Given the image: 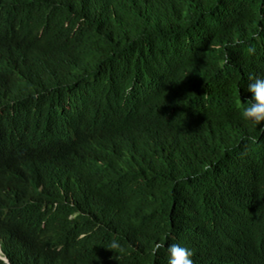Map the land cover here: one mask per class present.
<instances>
[{"label":"trees","instance_id":"obj_1","mask_svg":"<svg viewBox=\"0 0 264 264\" xmlns=\"http://www.w3.org/2000/svg\"><path fill=\"white\" fill-rule=\"evenodd\" d=\"M255 77L264 0H0L11 263L168 264L178 244L264 264V124L237 107Z\"/></svg>","mask_w":264,"mask_h":264},{"label":"clouds","instance_id":"obj_2","mask_svg":"<svg viewBox=\"0 0 264 264\" xmlns=\"http://www.w3.org/2000/svg\"><path fill=\"white\" fill-rule=\"evenodd\" d=\"M254 51V49L250 50ZM251 82L247 85V93H251L247 98V103L241 102L237 105L240 110L241 117L246 121H252L253 123L260 125L264 124V77L250 78ZM37 131L36 124L29 125L28 122H19L12 130V143L19 144L26 148L29 154L30 136ZM255 137H249L251 143H255ZM24 157L26 155L24 154ZM205 170H210V166H207ZM107 249L114 252H122L123 249L117 241L111 242ZM168 264H194L192 259L193 253L190 249L182 247L178 244H170L167 247ZM0 258L5 264H12L10 258L6 255L3 249L2 242L0 241Z\"/></svg>","mask_w":264,"mask_h":264}]
</instances>
